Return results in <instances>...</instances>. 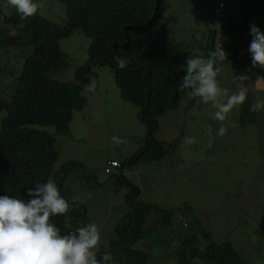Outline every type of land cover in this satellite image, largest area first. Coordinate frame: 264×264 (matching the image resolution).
<instances>
[{"label":"rangeland","instance_id":"1","mask_svg":"<svg viewBox=\"0 0 264 264\" xmlns=\"http://www.w3.org/2000/svg\"><path fill=\"white\" fill-rule=\"evenodd\" d=\"M211 1L202 2V15L197 19L192 8H198V3L182 0L180 7L171 9L166 38L172 44L185 45L186 58L198 54L207 59L203 36L208 32L205 29L214 27L224 31L228 18L238 10L232 0H223L221 23L217 21L220 14L216 13L210 25ZM175 2L172 0V4ZM41 5L43 15L63 21L64 8L60 3L41 0ZM233 36L228 30L219 37L217 34L215 49L223 45L235 58L236 54L228 51ZM88 43L89 39L79 30L60 39L59 47L68 54L69 63L66 68L52 73V77L72 80L74 68L85 60ZM10 55L9 49H3L0 58ZM220 67L219 87L237 91L241 82L235 77L244 73L249 76L245 81L247 98L253 102L264 99V69H251L242 58L234 61L227 58ZM82 92L85 104L73 111L68 131L57 135L55 144L56 166L68 164L71 169L66 184L79 202L78 209L72 213L76 215L80 211L82 214L84 209L81 227L95 223L100 230L101 245H105L126 209L124 200L127 183H130L140 191L137 199L152 206L143 218V243H138L146 253V264H170L166 255L172 257L173 264L176 262L173 253L176 243L168 244L174 232L171 224L175 226L176 221L171 219L169 227L158 223L161 209H173L175 214L177 211L178 223L188 220L193 229H211L214 234L209 240L229 242L236 249L241 264H264V234L247 237L245 228L255 216L260 221L264 218V109L253 112V121L241 124L239 107L234 108L228 113L224 122L227 131L221 137L217 135L221 122L213 118L217 111L213 102L205 103L199 97L182 94L176 108L165 110L157 118V127L152 132L153 138L164 143L163 157L123 168L125 180L119 182L114 179L118 167H110L106 162L121 163L139 148L147 153L148 146L143 144L146 126L137 118V107L120 98L106 66L95 69ZM221 102H226V98ZM191 136L195 137V143L188 142ZM105 167L108 172L104 171ZM74 218V223L79 225V216ZM261 223L264 230V221ZM197 243L203 246L207 240L198 238ZM110 264L120 262L114 259Z\"/></svg>","mask_w":264,"mask_h":264},{"label":"trees","instance_id":"2","mask_svg":"<svg viewBox=\"0 0 264 264\" xmlns=\"http://www.w3.org/2000/svg\"><path fill=\"white\" fill-rule=\"evenodd\" d=\"M55 1L64 8L61 22L43 15L41 7L35 16L21 19L8 0H0V52L3 49L11 52L8 58H0V196L27 200L28 188L53 180L71 206L49 222L66 235L75 233L84 224V209L82 214L72 213L78 209L79 202L66 184L71 171L69 165L56 166V136L68 131L73 111L85 104L82 88L89 83L95 69L108 68L120 98L137 107V118L146 126L143 144L148 146L147 153L137 149L120 163L124 168L163 157L164 143L152 137L157 118L165 110L176 108L182 94L192 96L180 87L186 74L185 45L181 42L173 45L166 38L171 16L167 13V0ZM232 1L238 10L228 18L224 28V32L228 30L234 35L228 51L251 62L250 25L254 23L264 32V0ZM34 2L41 4V0ZM73 30H79L89 39L85 60L74 68L72 80H56L52 73L69 63L68 54L58 42ZM208 51L207 44L205 57ZM116 56L126 62L125 68L117 67L113 59ZM252 103L247 98L239 106L241 124L253 121V112H249ZM114 176L120 182V175ZM127 188L126 209L113 226L107 243L101 245L100 253L110 251L113 260L120 264H146V253L138 243H143V218L152 206L137 199L136 185L127 183ZM159 212L158 223L167 227L171 219L178 223L175 210ZM76 216L81 220L79 225L74 223ZM190 226L188 220L184 226L182 222L172 225L174 232L168 244L176 243L175 264H197V261L240 264L238 253L229 242L207 241L199 246L198 238L207 235L200 228ZM97 258L100 259V254Z\"/></svg>","mask_w":264,"mask_h":264},{"label":"clouds","instance_id":"3","mask_svg":"<svg viewBox=\"0 0 264 264\" xmlns=\"http://www.w3.org/2000/svg\"><path fill=\"white\" fill-rule=\"evenodd\" d=\"M181 1L176 0L172 4V0H167L169 4L167 13H171V9L174 7H180ZM189 1L190 4H199L198 8L192 9L197 14L194 18H200L204 6L202 2L205 1ZM211 2L212 7L208 10V15H210L208 23L213 24L211 17L216 13L220 14L217 21L221 23L223 18L221 9L224 7V2L223 0ZM8 4L16 9L21 19L35 16L38 8L43 6L35 3L34 0H8ZM182 6L181 10L184 8L183 3ZM205 30L208 32L206 37L203 36L205 46L209 45L208 57L205 59L198 54H190L186 58L184 66L186 74L181 78L180 87L182 90H188L194 98L199 97L205 103L213 102L217 108L213 118L221 122L217 135L223 137L227 131L224 122L228 113L234 108L242 106L247 99L248 89L245 86V81L249 80V76L241 73L235 77L241 82L235 92L218 86L217 76L221 71L222 62L227 58L234 61L238 57H232L226 52L223 45L215 49L214 41L217 40V34L219 37L225 33L222 29L219 28L217 31L216 28L210 27ZM250 35L252 40L248 51L251 53L252 59L251 62L245 60L246 66L251 69H264V32L253 23L250 25ZM194 47L196 50L198 49L197 46ZM113 59L116 61L117 67L121 69L126 67V62L120 57L116 56ZM262 73L264 74V72ZM223 98H226V102H221ZM261 109H264V99L255 100L249 108L252 112ZM188 142L195 143V137H189ZM209 143H211V139ZM106 165L118 167L116 174L120 175V181L123 179L125 171L120 163L110 160L106 162ZM104 171L108 172L109 169L105 167ZM27 195L29 197L27 200L9 195L0 196V264H110L113 262V255L110 251L105 250L100 253L101 235L95 223L78 227L75 233L69 232L62 235L60 229L49 222L51 217L63 215L71 206L62 197L53 180L49 179L45 183H37L35 187L28 188ZM184 225L185 222H182V226ZM205 239L211 241L208 238ZM98 254H100L99 260ZM166 259L170 264H173L171 256L166 255Z\"/></svg>","mask_w":264,"mask_h":264},{"label":"crops","instance_id":"4","mask_svg":"<svg viewBox=\"0 0 264 264\" xmlns=\"http://www.w3.org/2000/svg\"><path fill=\"white\" fill-rule=\"evenodd\" d=\"M158 160H149V161H158ZM143 161H145V160H143ZM139 162H141V161H139ZM262 210H263V213H264V206H263V209ZM262 221H264V218L261 217V221H260V219L255 216L253 219L250 220V222H248L247 224H245L247 237H252L255 234H259V235L264 234V230H262V228H261V226L263 224V223H261ZM211 224H215V222L214 221H211ZM200 229L202 230V228H200ZM202 231H204V233L207 235V238L208 239L211 236V234H214V232L211 229H208V228H204ZM263 241H264V235H263ZM232 247L234 248V246H232ZM262 247L264 249V244H263Z\"/></svg>","mask_w":264,"mask_h":264},{"label":"water","instance_id":"5","mask_svg":"<svg viewBox=\"0 0 264 264\" xmlns=\"http://www.w3.org/2000/svg\"><path fill=\"white\" fill-rule=\"evenodd\" d=\"M119 173H120V169H119V171H118Z\"/></svg>","mask_w":264,"mask_h":264}]
</instances>
